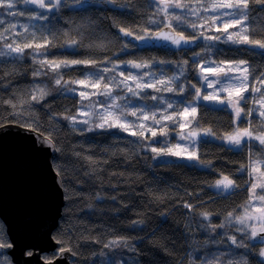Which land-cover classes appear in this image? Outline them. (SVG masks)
I'll return each mask as SVG.
<instances>
[{
    "label": "clouds",
    "instance_id": "1",
    "mask_svg": "<svg viewBox=\"0 0 264 264\" xmlns=\"http://www.w3.org/2000/svg\"><path fill=\"white\" fill-rule=\"evenodd\" d=\"M8 135L56 195L38 264H264V0H0Z\"/></svg>",
    "mask_w": 264,
    "mask_h": 264
},
{
    "label": "water",
    "instance_id": "2",
    "mask_svg": "<svg viewBox=\"0 0 264 264\" xmlns=\"http://www.w3.org/2000/svg\"><path fill=\"white\" fill-rule=\"evenodd\" d=\"M45 160L46 154L36 152L30 139L8 135L0 141V211L13 228L17 264L21 261L38 264L35 257L22 255L23 248L48 247L32 244L43 220L51 217L56 204Z\"/></svg>",
    "mask_w": 264,
    "mask_h": 264
}]
</instances>
